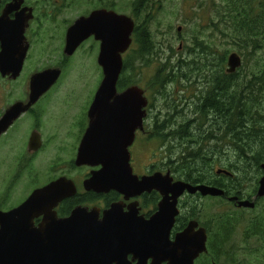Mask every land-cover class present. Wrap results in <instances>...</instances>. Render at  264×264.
I'll return each instance as SVG.
<instances>
[{
	"label": "water",
	"instance_id": "1",
	"mask_svg": "<svg viewBox=\"0 0 264 264\" xmlns=\"http://www.w3.org/2000/svg\"><path fill=\"white\" fill-rule=\"evenodd\" d=\"M10 10L7 7L0 16V71L3 76L12 74L16 78L23 68L29 45L25 37L26 21H9ZM134 31L135 21L131 16L104 9L80 17L69 29L65 53L71 55L94 36L101 43L98 64L103 70V80L88 112L90 124L76 165L101 166L84 181L86 191L97 194L116 191L132 198L155 190L162 196L158 211L149 222H141L122 216L118 204L105 211L102 218L98 212L79 206L69 217L58 218L55 210L58 204L77 192L73 181L60 178L33 192L17 208L0 211V264H107L109 259V264H128V252L142 249L161 251L158 259L166 260L167 236L179 214V198L185 192L200 193L204 197L224 194L214 186L173 182L169 172L142 178L133 173L129 148L136 131L144 128L149 100L139 85L118 92V82L124 66L123 54L133 43ZM227 65L228 73H235L242 66V57L237 52L231 53ZM59 76L60 71L54 69L36 74L32 79L30 102L23 108V104L14 105L0 119V135L48 91ZM261 169L264 172V164ZM218 173L231 174L226 170ZM257 196L264 197V176L259 181ZM239 207L253 209L255 203L241 201ZM40 216L43 221L35 225L34 219ZM195 226L197 223L191 222L175 241H170V264H195L207 253V234L204 229L195 232ZM149 233L155 234L156 239H138V235Z\"/></svg>",
	"mask_w": 264,
	"mask_h": 264
},
{
	"label": "trees",
	"instance_id": "2",
	"mask_svg": "<svg viewBox=\"0 0 264 264\" xmlns=\"http://www.w3.org/2000/svg\"><path fill=\"white\" fill-rule=\"evenodd\" d=\"M192 3V25L185 23L182 29L188 38L185 40L177 30L176 39L163 40L149 26L157 20L154 12L161 11L163 3L131 2L136 26L133 44L123 55L118 88L139 85L138 73L156 64L149 82L154 100L150 109L156 98L161 105H156L153 114L155 122L149 128L153 133L144 140L160 141V163L166 170L195 184L208 182L241 199L242 193L251 195L257 191L263 174L264 0H192ZM109 8L115 10L113 6ZM173 15L176 18V13ZM169 28H174L171 22ZM178 39L186 43L177 47ZM232 47L242 57V66L230 74L227 62ZM219 169L231 175H218ZM263 207L217 217L223 227L233 219L251 221L253 229L248 225L245 230L243 249L245 257H254L261 264H264ZM244 214L248 216L239 219ZM230 235H213L199 264H242L235 256L239 249L227 250Z\"/></svg>",
	"mask_w": 264,
	"mask_h": 264
},
{
	"label": "flooded vegetation",
	"instance_id": "3",
	"mask_svg": "<svg viewBox=\"0 0 264 264\" xmlns=\"http://www.w3.org/2000/svg\"><path fill=\"white\" fill-rule=\"evenodd\" d=\"M81 1L80 3V0H0V16L4 14L7 7H10L9 21L14 22L17 19L26 21L25 37L29 45L23 68L16 78L12 74L3 76L0 71V119L4 118L14 105L20 103L23 104V108L30 102L32 79L36 74L51 69L60 71L56 83L23 111L0 135V211L8 212L17 208L36 190L60 178H67L74 182L77 192L75 196L64 199L58 204L55 209L58 218L69 217L72 211L79 206L98 212L102 218L105 211L111 209L114 204H118L122 216H130L134 220L149 222L158 211L159 202L162 199L159 192L153 190L136 197L126 198L125 195L116 191H110L106 194L86 191L84 181L90 177L93 171L100 170L101 166L79 167L76 165L82 140L90 124L88 112L95 93L85 100L82 106H75L76 89L74 87L65 90L66 85L72 86L77 82L78 74H75L77 66L80 63L83 64L87 59L96 63L102 79L103 70L98 64L101 43L94 36L89 37L71 55H68L65 53L67 35L69 29L80 17H88L95 10H112L109 8L112 6L116 9V5L110 0ZM83 4L91 6L93 8L91 12H86L81 16L75 14L73 17H64L65 14L70 13L69 11H77L78 8L84 7ZM1 46L0 42V53ZM123 90L118 88V92ZM148 100L149 105L143 123L144 128L136 131L135 140L129 148L133 173L142 178L157 172L163 174L169 172L173 177V182L182 181L193 186L202 184L214 186L207 184L208 182L195 184L181 179L170 169L166 170L163 165L149 166L142 163L141 159L145 147L143 140L144 137L147 139L146 137L150 136H148L150 134L149 128H153L155 122L152 114L155 106L150 109V104L154 100L150 97ZM152 156H157V154L152 152ZM42 157L59 163L49 162L47 166H41L39 162ZM220 170H217L218 175L222 174L218 173ZM263 176L264 172L259 177L258 188L259 181ZM220 189L224 191L222 196L204 197L200 193L192 195L185 192L179 198V214L171 232L169 228L167 236L166 260L158 259V256L162 254L161 251L142 249L128 252V264H170V241H175L177 235L183 233L191 222L197 223L195 232L200 229L205 230L208 238L207 249L209 248V239L217 233H231L227 250L232 249L229 244L232 241H238L241 235L243 242H245L247 235L245 230L248 229V225L252 227L251 221L246 219L245 222H235L237 220L233 219V222L229 221V225L223 227L218 224L217 217L254 211L264 205V197L257 196L258 189L251 195L246 192L242 193L241 199L237 195H231L232 193L227 192L226 189ZM232 198H237V200H231ZM207 199L214 202L213 206L206 204L205 200ZM246 200L254 202L255 207L253 209L239 207V203ZM245 216L248 215L244 214L239 219L244 220ZM42 221V216L34 219L35 225H39ZM138 239L153 241L156 236L155 234L150 235V233L149 235L142 234L138 235ZM243 248H239V251L241 257L245 258L246 252ZM206 254H202L195 261V264H199ZM110 262L109 259L107 264Z\"/></svg>",
	"mask_w": 264,
	"mask_h": 264
},
{
	"label": "rangeland",
	"instance_id": "4",
	"mask_svg": "<svg viewBox=\"0 0 264 264\" xmlns=\"http://www.w3.org/2000/svg\"><path fill=\"white\" fill-rule=\"evenodd\" d=\"M110 1L116 5L115 10L117 12L131 16V2L133 0H110ZM159 1H161L163 5L161 6V11L154 12V16H156L157 20L155 22L150 23L149 25L150 28L153 30L155 35L158 36V38L163 39V40L168 39V38L176 39L178 37L177 30L178 28H180L181 34L186 40L188 38V33L187 32L183 33L182 29L185 23L192 25V20L194 18V13L192 12V4H193L192 0H158V2ZM81 2L82 1L80 0V3ZM83 6L84 7L82 8H78L77 11H69L70 13L65 14L64 17L65 16L73 17L75 14L81 16L85 14L86 12L88 13L91 12V10L93 9L91 6L89 7V5L85 6L83 4ZM173 13H176V18H174ZM160 21H161V24H159ZM170 22L174 26L172 30H170L169 28ZM185 43L186 42L182 41L181 39H178L176 41L177 47L178 46L181 47L182 44H185ZM224 48L230 49V46H225ZM232 52H237V51L232 47L231 53ZM155 68H156V64H154L153 67L148 68L149 70L145 69L138 73L140 74L139 86L146 91V95L150 98L152 97V95L149 92V82L155 73ZM75 74H78L77 82L73 84L72 86H70L69 84L66 85L65 90L73 89L75 87L77 99L74 105L82 106L84 104V101L92 97L94 93H96V91L98 90L102 76L99 75L96 63H92V61L90 62L89 59H87L83 64L80 63V65L77 66V70ZM172 90H173V86L170 87V91ZM156 99L157 100L155 101V107L153 109L152 114H155L156 105L157 107H160L161 105L159 99L158 98ZM166 102L167 101L165 99L162 101L163 104H165ZM149 133L152 134V132L150 131ZM149 135L150 134H148V136ZM156 141H157L156 139H151L150 141H145L144 143L145 147H144V152H143V156L141 160H142V163H144L145 165H149V166L150 165H156V166L163 165L160 163L161 156H162L161 147L159 145L160 142L157 141L158 142L157 143ZM152 152H155L157 156H152ZM227 152L233 154L232 151L227 150ZM49 162L59 163V162L51 161L50 159H45L44 157H42L40 159L39 164L41 166H47ZM205 202H207L206 203L207 205L214 204V202L211 200H205ZM229 246L231 248H236L235 251H237L239 248H243L244 242L242 239V235L238 241H235V242L232 241L229 244ZM235 256L237 257L236 259L239 258L242 264H261V261L254 257L242 258L241 252L239 250Z\"/></svg>",
	"mask_w": 264,
	"mask_h": 264
}]
</instances>
